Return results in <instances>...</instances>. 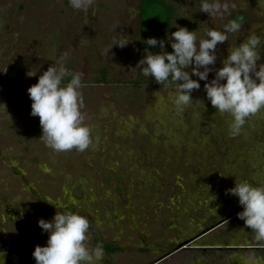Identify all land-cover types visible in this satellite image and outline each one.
<instances>
[{
  "label": "rangeland",
  "instance_id": "obj_1",
  "mask_svg": "<svg viewBox=\"0 0 264 264\" xmlns=\"http://www.w3.org/2000/svg\"><path fill=\"white\" fill-rule=\"evenodd\" d=\"M168 2L175 8L171 32L186 27L198 39L244 12L241 30L217 45L215 68L253 32L262 37L257 63H264V0H230L235 10L214 21L200 12L201 0ZM138 13L139 0H94L87 12L73 9L70 0H0V104L6 108L0 105V246H11V256L24 259L25 217L32 229L39 219L67 210L89 219L90 246L100 238L118 243L117 253L105 254L101 264H264V241L237 215L192 243L222 249L174 251L209 218L220 220L227 208L241 207L236 196L226 194L236 181L264 185V154L236 151L243 148L216 153L224 146H264V109L232 137L231 118L210 104L200 81L192 103L177 113L175 85L153 83L135 68L145 48L160 51L143 43ZM118 37L129 43L108 52ZM165 50L172 51L170 43ZM65 53L66 67L83 74L81 111L93 141L85 152L48 147L40 139L39 117L30 114L27 89ZM32 67L39 71L29 78ZM214 75L215 69L209 80ZM36 135L37 162L24 150V163L18 147H27L24 136ZM36 235L31 240L42 241ZM47 239L46 233L40 243L45 246Z\"/></svg>",
  "mask_w": 264,
  "mask_h": 264
},
{
  "label": "clouds",
  "instance_id": "obj_2",
  "mask_svg": "<svg viewBox=\"0 0 264 264\" xmlns=\"http://www.w3.org/2000/svg\"><path fill=\"white\" fill-rule=\"evenodd\" d=\"M93 3L94 0H70L73 9L85 12ZM235 8L230 0H201L200 3V12L206 13L212 21L225 19ZM243 22V16H236L219 29L209 27L203 39H198L195 31L181 26L175 27L165 39L149 37L143 43L152 48L158 46L160 51L151 52L145 48L135 68L160 85H175L172 103L177 113L192 103V91L200 89V81H205L206 98L218 113L231 118L229 135L238 136L247 119L264 109V63H257L260 60L257 48H260L262 37L253 32L238 46L230 48L218 68L215 65L217 45L227 42L229 34L238 33ZM128 43L127 38L118 37L107 51L113 46L123 48ZM166 43H170L171 52L165 50ZM67 58L66 53L58 58L27 89L32 101L30 114L39 117L40 139L48 147L57 152L74 148L85 152L93 141L81 111L84 106L80 91L83 74L70 71L65 63ZM213 69L215 75L209 80ZM38 71L32 67L26 76H37ZM226 194L238 198L242 211L237 217L244 222V228L251 230L257 241H264V185L236 181L232 188L226 189ZM37 224L48 234V239L45 246L34 247L32 256L36 264H101L104 259L103 243L95 247L89 244L90 221L85 215L57 211L51 220L41 218Z\"/></svg>",
  "mask_w": 264,
  "mask_h": 264
},
{
  "label": "trees",
  "instance_id": "obj_3",
  "mask_svg": "<svg viewBox=\"0 0 264 264\" xmlns=\"http://www.w3.org/2000/svg\"><path fill=\"white\" fill-rule=\"evenodd\" d=\"M174 16L175 8L168 0H139L137 23L141 37L163 39L171 32ZM236 16H243L244 20L247 18L244 12L233 13L231 18ZM106 75V69H101V80L106 81ZM152 82L156 83L154 79ZM114 250L109 247L107 251L113 253Z\"/></svg>",
  "mask_w": 264,
  "mask_h": 264
},
{
  "label": "flooded vegetation",
  "instance_id": "obj_4",
  "mask_svg": "<svg viewBox=\"0 0 264 264\" xmlns=\"http://www.w3.org/2000/svg\"><path fill=\"white\" fill-rule=\"evenodd\" d=\"M139 14V13H138ZM11 146H13V145H11ZM14 147H17L16 145H14ZM13 147V148H14ZM21 147H23V146H21ZM236 146L234 145V146H224V147H222V151H220V152H216L217 154H220V153H222V154H224V153H226L225 151H227L228 153H232V152H234L235 153V151H230V150H236V148H235ZM246 148H248V146H245ZM18 149L20 150V149H22V153H23V156H24V150H25V154H27L28 153V148L27 147H25L24 149L23 148H19L18 147ZM38 150H40V148H38ZM10 151V150H9ZM13 151V150H12ZM237 152H238V150H236ZM218 159H220V156L218 157ZM24 163H26V158H25V156H24ZM29 166H30V164H28ZM26 166V165H25ZM29 166H27V168L29 167ZM25 169H26V167H25ZM189 189L190 190H194V187H192V186H190L189 187ZM32 190H34L33 192H35L34 194H33V197L35 198V199H38V197H39V194L36 192V189H34V188H32ZM193 194H195V193H192V195ZM189 196H191L190 194H189ZM25 202H26V200H24V206H25ZM27 209H31L30 207H27L26 208V210ZM24 211L27 215H28V213H27V211ZM240 211H242V207H237V206H233L232 208H227V211H226V214L224 215V216H222L221 217V219L220 220H217V219H214V218H209L208 219V221H207V226H204L203 228H197L196 229V231L195 232H197L196 234H194V235H192V236H190V238H188L187 240H185V242L186 241H190L188 244H186V245H183V246H181V247H175V249H174V251L175 250H177V249H183V248H191V249H202V250H205V249H222V247L220 246V245H216L215 246V244L214 245H212V247H198V245H194V246H192L193 244V242H195V241H203L204 240V238L206 237V236H208L209 234H211L212 232H213V230H215L218 226H220L221 224H224V223H226L228 220H232L233 218H235V216L237 215V213L238 212H240ZM29 212H31V211H29ZM24 213V214H25ZM27 220H26V217H25V220H24V232H26V231H28L29 229L27 228L28 227V225H27V222H26ZM35 227V226H34ZM33 227V228H34ZM199 230V231H198ZM100 237H102V236H100ZM99 242L100 243H103V245H104V248H105V254H109V255H113V254H116L117 253V251H118V246L116 245V244H118V243H116L115 242V240H112V241H110V240H108V239H104V238H100L99 239ZM188 245H191V247H188ZM109 247L112 249H115L114 250V252L113 253H110V252H108L107 250L109 249ZM172 252V251H171ZM169 253H170V251L169 252H166V256L167 255H169ZM160 259V258H159ZM159 259H157V260H159ZM157 262V261H156ZM155 262V263H156ZM154 264V263H153Z\"/></svg>",
  "mask_w": 264,
  "mask_h": 264
},
{
  "label": "crops",
  "instance_id": "obj_5",
  "mask_svg": "<svg viewBox=\"0 0 264 264\" xmlns=\"http://www.w3.org/2000/svg\"><path fill=\"white\" fill-rule=\"evenodd\" d=\"M24 141L26 139H30L29 141L27 140L26 141V144H27V147H29V150H28V153H31L33 154V156L29 157V160L36 163L37 162V157L34 156L35 155V152L37 151H40L38 150L39 148V144L38 142L35 141V139L37 140V138H39V135H36L34 138H29L28 136H24ZM35 141V142H34ZM236 149H241V150H238L239 153H246V154H264V146H258V147H241V146H236L235 147ZM251 163L253 162L250 161ZM249 162V163H250ZM35 234L36 237L40 238L42 241L44 240V231H42V229L37 225L36 227L32 228V229H29L28 231L24 232V237L25 238H29L28 242H27V239L25 241V245H26V248H24V259L23 258H19V259H16L14 257L11 256V246H0V264H36L35 262V259L34 257L32 256V252L34 250V247L36 245H40V246H43L44 244L43 243H40V242H35L32 238L31 240V237L34 236ZM38 241V240H37ZM25 247V246H24ZM4 254V256H3ZM4 261V262H3Z\"/></svg>",
  "mask_w": 264,
  "mask_h": 264
},
{
  "label": "water",
  "instance_id": "obj_6",
  "mask_svg": "<svg viewBox=\"0 0 264 264\" xmlns=\"http://www.w3.org/2000/svg\"><path fill=\"white\" fill-rule=\"evenodd\" d=\"M190 241H186V242H184V243H181L178 247H181V246H183V245H186V244H188Z\"/></svg>",
  "mask_w": 264,
  "mask_h": 264
}]
</instances>
